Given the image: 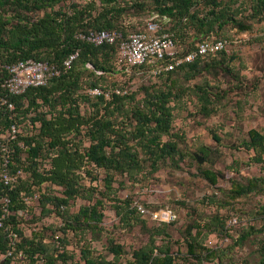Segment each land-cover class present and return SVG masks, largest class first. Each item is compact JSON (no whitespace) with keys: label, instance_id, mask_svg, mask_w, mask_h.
Here are the masks:
<instances>
[{"label":"trees","instance_id":"1","mask_svg":"<svg viewBox=\"0 0 264 264\" xmlns=\"http://www.w3.org/2000/svg\"><path fill=\"white\" fill-rule=\"evenodd\" d=\"M63 1L0 0V171L7 158L9 170L16 172L22 168L29 173L15 186L0 184V254L4 255L0 264H16L14 258L19 253L30 264H36L39 259L44 264H58L59 260L63 264H73L69 263L72 255L66 249L51 252L39 232L27 236L17 225L18 211L26 207L24 193L32 194L38 190L43 214L55 212L66 217V228L84 238L88 232L94 236L103 229L104 197H116L118 187L114 182L119 178V187L125 185L126 179L139 183L153 177L164 166L181 168L186 157L198 163L199 173L211 185H216L223 175L214 168L222 156L220 148L202 144L195 152L184 150L185 135L175 131L174 121L178 103L190 92L196 97L204 116L209 117L217 111L223 98L218 88L210 84L190 88L181 83L178 75L189 80L209 71L213 65L220 66L224 64L226 51L206 56L212 57L209 61L199 58L158 74L163 75L164 80L142 86L143 94L138 97L136 91L126 90L116 82L112 87L104 84L110 73L118 72L113 59L120 39L111 44L95 45L79 34L91 29H108L121 32L125 37L129 32L121 18L131 7L143 8L147 0H85L84 3L71 1L60 5ZM151 1L160 16L176 20L170 27L176 42L184 39L188 26L206 35L222 30L229 23L241 31H248L253 26L248 19L264 18V0H250L247 4L239 0H231L232 3L226 0ZM212 38L225 37L199 41ZM199 41L190 44L185 52ZM76 51L79 54L72 66L64 68V60ZM28 58L57 64L61 73L46 85L29 87L21 94H10L3 86L9 76L6 66ZM135 68L151 69L148 65ZM229 68L223 69L231 72ZM235 79L237 83H243L238 73H235ZM96 87L102 91L98 95L86 91ZM3 98L13 102L14 108L3 103ZM237 103L238 107L242 106L240 101ZM12 124L19 127L15 137L9 133ZM211 133L217 142L221 141L216 131L211 129ZM242 146L253 151L251 161L261 165L263 174L246 177L244 181L232 178L231 188L220 206L264 189V130L249 129L247 139L236 145ZM47 163L49 166H45ZM240 164L235 160L230 168L240 172ZM89 165L105 171V190L100 192L103 197L82 205L71 215L68 213L71 201L78 197L92 198L95 191L92 184L84 182L85 176L98 179ZM47 182L61 187V194L42 191V184ZM5 198L9 199L8 203L4 202ZM113 199L121 223L148 222L132 197ZM257 213L264 221V204ZM219 220V216H214L210 222H194L183 236L185 251L181 247L176 251L172 248L173 240L168 231L171 221L150 228L149 242L135 249L132 258L125 262L119 261L125 250L114 240H109L107 245L114 254L113 260L94 256L87 248L82 249V258L85 264H201L204 259H216L219 255L217 249L203 243L204 237L216 231L217 226L212 222H221L225 229L224 221ZM249 229L254 230V227L249 226ZM225 234L229 235L228 232ZM159 236L161 244L157 243ZM248 236L249 231L239 238L244 240ZM259 251L260 264H264V242Z\"/></svg>","mask_w":264,"mask_h":264},{"label":"rangeland","instance_id":"2","mask_svg":"<svg viewBox=\"0 0 264 264\" xmlns=\"http://www.w3.org/2000/svg\"><path fill=\"white\" fill-rule=\"evenodd\" d=\"M71 1L85 2V0H64L60 5L69 4ZM239 1L244 4L250 2V0ZM98 4L99 2H97ZM153 6V2L147 0L141 9L131 7L121 18L127 32L131 33L144 28L150 18L158 16L159 14ZM174 22L176 20H172L171 24H165V26L171 27ZM184 22L187 21L184 20ZM247 22L252 23L251 30L241 31L229 23L222 30L207 35L199 34L193 27L188 26L184 39L177 41L180 53L185 52L190 44L193 45L202 38L221 36L227 38L229 42L224 64L213 65L208 68L209 71H204L189 80L178 75L184 86L193 88L197 84H210L223 93L217 111L206 117L200 112L196 97L190 92L178 103L174 121L175 131L185 135V141L182 142L184 150L195 152L200 145L206 144L218 147L222 151L220 160L214 165V168L223 172L216 185H211L199 173L198 163L187 157L182 161L181 168L164 166L153 177L139 183L126 179L125 185L119 187L121 181L119 178L114 182V186L118 187L116 197H112V199L110 196L104 197L103 229L100 234L94 236L88 232L84 238H81V234L66 228L64 223L66 217L55 212L43 214L38 190L32 194L24 193L26 207L18 211L17 217V225L24 234L31 236L33 232H39L51 252L66 249L72 255L69 258V263L73 264H85L82 258V249L84 248L89 249L94 256L100 255L105 260H113L114 254L107 249V245L109 240H114L123 246L125 253L119 261L125 262L126 259L132 258L135 249L149 242V229L159 225L160 222L152 218V212L168 207L177 214V218L168 227L174 251L178 247L185 251L183 236L194 222H210L212 217L219 216L221 219L219 221H224L225 229L221 222L214 221L212 223L217 226L216 231L203 239V243L209 248L217 249L219 255L216 259H204L201 264H260L259 247L264 242V221L257 212L264 204V189L239 197L227 206L219 205L226 196V192L231 188L232 178L238 177L244 181L246 177L263 174L261 165L251 161L253 151H249L243 146L236 147L247 139L249 129L264 130V18L254 21L248 19ZM211 58L210 56L201 58V60L209 61ZM113 61L116 64V57ZM226 66L230 67L231 72L223 69ZM89 67L91 68L90 65ZM116 68L118 72L110 73L104 84L112 87V83L116 82L126 90L136 91L138 97L143 94L142 86L158 84L164 80L163 75H155L148 68L118 67L117 64ZM235 73L242 76V84L236 82ZM237 101H240L242 108L237 106ZM24 125H22V130ZM26 128L24 129L26 130ZM211 129L221 137L220 142L214 139ZM235 160L241 163L240 172L230 168ZM206 165L209 166V164ZM89 167L98 179L92 180L89 176H85L84 182L88 185L92 184L95 191L92 198L78 197L71 201L68 211L71 215L75 214L82 205L103 197L100 192L105 190L103 181L105 171L95 166L89 165ZM20 169L22 172L19 181L29 176L28 172ZM41 189L52 194H61V187L48 182L42 184ZM127 196L132 197L134 203L141 204L148 209L147 214L142 216L148 220L146 224H142L139 220L128 225L121 223L113 207L115 202L113 198H117L116 200L119 201V199L124 200ZM49 208L52 206L49 205ZM249 226H253L254 230L249 229ZM248 231L249 236L240 240L239 236ZM225 232H228L229 235H226ZM16 238L20 240L19 237ZM161 242V237H157V243L161 244ZM3 257L4 255L0 254V261ZM14 262L30 264L22 253L15 256ZM61 262L59 260L58 264H63ZM36 264H44V261L39 259Z\"/></svg>","mask_w":264,"mask_h":264},{"label":"built area","instance_id":"3","mask_svg":"<svg viewBox=\"0 0 264 264\" xmlns=\"http://www.w3.org/2000/svg\"><path fill=\"white\" fill-rule=\"evenodd\" d=\"M171 19L168 16H156L150 18L144 28L138 29L123 37L121 32L108 29H91L88 32H81L79 37L95 44L115 43L120 39L116 55L118 67H137L148 65L155 75L172 71L186 63L194 62L199 58L215 55L221 51H228L227 38H212L199 41L194 48L187 52L180 53L173 32L169 26ZM79 52L70 54L63 63L64 68H70L77 58ZM9 76L3 82V86L10 94H21L29 87L46 85L47 82L61 73V67L47 60L28 58L6 66ZM91 95H98L102 91L99 88H88ZM121 92V89H116ZM3 103L14 108L13 102L8 98L2 99ZM19 127L12 124L9 133L12 137L18 133ZM5 150V147H4ZM8 159L5 158L3 168L0 171V184L15 186L19 182L22 170L12 172L7 167ZM49 166V164H45ZM5 198L4 202L8 203ZM137 207L144 216L148 209L141 204ZM152 218L159 222H171L177 218V214L168 207L152 212ZM236 221V219H235ZM2 226V221H0ZM11 253V252H9Z\"/></svg>","mask_w":264,"mask_h":264}]
</instances>
